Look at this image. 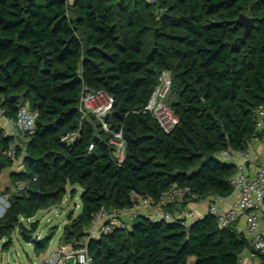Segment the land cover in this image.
Segmentation results:
<instances>
[{
    "label": "trees",
    "instance_id": "16d2710c",
    "mask_svg": "<svg viewBox=\"0 0 264 264\" xmlns=\"http://www.w3.org/2000/svg\"><path fill=\"white\" fill-rule=\"evenodd\" d=\"M241 14L253 20L245 40ZM164 70L172 73L167 102L179 119L170 133L144 111ZM84 87L114 99L107 120L123 130L121 165L110 135L79 111ZM24 104L38 118L17 155L22 169L12 174L13 186L26 187L0 189L12 191L0 217L6 250L17 228L37 231L38 221L27 227L23 218L60 206L76 186L82 209L69 217L60 244L87 246L90 264H189L190 257L194 264H240L252 247L210 214L189 226L140 216L99 236L88 229L102 207L133 206L132 190L154 201L174 183L202 199L232 195L237 167L221 153L244 150L262 134L264 0H0V112L14 120ZM12 139L0 125V187L17 160L6 155ZM49 242L36 238V251Z\"/></svg>",
    "mask_w": 264,
    "mask_h": 264
},
{
    "label": "built area",
    "instance_id": "2783aa9c",
    "mask_svg": "<svg viewBox=\"0 0 264 264\" xmlns=\"http://www.w3.org/2000/svg\"><path fill=\"white\" fill-rule=\"evenodd\" d=\"M172 78L171 71L164 70L162 72L160 83L144 108V111L150 112L157 119L163 130L168 133L179 122L177 115L167 102V97L172 87ZM113 104V97L106 92H96L84 87L79 111L83 117L93 115L101 124L104 133L110 135L108 142L113 147L114 160L117 165H121L127 155V145L124 140L123 130L113 128L107 120ZM257 116V129L262 133L258 138L263 144L261 153L259 155L255 153L252 143L248 148L234 154L221 153L224 159L231 160L237 167L236 173L230 180L233 186L232 195L237 194V200L232 207L221 209L218 206V200L227 197L210 195L202 199L190 186L179 183H174L161 192L156 201L132 190L130 195L134 201L133 206L121 209L102 207L94 215L93 223L90 226L92 230H88L89 237L109 233L117 228L125 229L140 216L152 221L178 222L184 226H189L196 220L194 211L188 210L185 213H178L170 207L185 201L188 203L208 201L209 209L207 215L210 214L215 217L222 228L237 227L239 219L241 217L246 218L250 244L261 255V264H264V227L262 226V221L264 220V107L257 109ZM37 118L38 111L33 110L28 104H24L19 108L17 117L14 120L6 118L0 112V122H4V124L0 125L3 126L5 135L13 137L6 151L8 157L14 160L17 159L19 149L24 146L29 135L35 131ZM77 136H79V133L68 137L66 142L71 143ZM97 137L102 139L101 134H98ZM93 148L94 144H91L90 150ZM237 158L240 161H237ZM26 185L27 182L18 181L12 191H21ZM12 191L6 192L0 197V212L2 214L9 206ZM27 220L32 221V219ZM71 260L73 264H90L92 257L87 246L78 250L65 246L43 259L41 264L69 263Z\"/></svg>",
    "mask_w": 264,
    "mask_h": 264
},
{
    "label": "rangeland",
    "instance_id": "374dc122",
    "mask_svg": "<svg viewBox=\"0 0 264 264\" xmlns=\"http://www.w3.org/2000/svg\"><path fill=\"white\" fill-rule=\"evenodd\" d=\"M75 188L76 193L74 196H71L73 188H68V194L64 197V200L67 197V201L62 206L51 207L38 211V213L33 217L32 221H38L39 227L35 233L31 234L32 237L30 242L24 238L20 228H17L13 233L11 238L12 246L9 250L4 248V246L7 244V240L0 241V264H41L43 257L51 256L52 253L59 248V245L61 247L60 249L65 247L60 244L64 226L69 222V217L71 214H74V217H76L82 209L81 194L83 190L80 186H76ZM5 193V191L1 192L0 197ZM1 214L2 213L0 212V217L3 215ZM22 221L27 227H30L32 222L25 218H23ZM53 231H55V235L52 239H50L46 250L37 252L35 249L34 240L36 238L41 239L48 237V235ZM60 264L68 263L62 262Z\"/></svg>",
    "mask_w": 264,
    "mask_h": 264
},
{
    "label": "crops",
    "instance_id": "0c3cea01",
    "mask_svg": "<svg viewBox=\"0 0 264 264\" xmlns=\"http://www.w3.org/2000/svg\"><path fill=\"white\" fill-rule=\"evenodd\" d=\"M0 124H4V122L2 121V122H0ZM252 145H253V148L255 149V153H257V155H259L263 149V144L257 138V139L253 140ZM237 161H240V159L237 158ZM20 169H22V159L18 158L15 161L14 166L12 168H8V169H5L3 171L2 176H1V187H0L1 190L5 189L7 187H10V188L12 187V190L14 189V186L12 184V174H13V171L20 170ZM4 175H5V177H4ZM70 188H73V187H70ZM66 199H67V197H66ZM66 199L63 201V203L60 206H62L63 204L66 203V201H67ZM236 200H237V194H234V195L229 196L227 198H222V199L218 200L217 204L221 209H226V208L228 209V208L233 206V204L236 202ZM170 208L172 210H174L175 212H178V213H185L188 210H193L195 215H196V219H200V218L207 216L208 209H209V202L208 201H201L199 203H188L187 201H185L181 204L180 203L174 204ZM262 226L264 227V220L262 221ZM236 228L238 229V231L244 233L245 236L248 238V240L250 239V235L247 233L246 218L245 217H241L239 219ZM88 230H92V228L90 227ZM60 248L61 247L59 245L58 249H60ZM56 251H54V252H56ZM46 257L47 256H44L43 259H45ZM194 263H195V258L190 257L189 258V264H194ZM68 264H73V262H69ZM240 264H261V255L257 251H255V249L253 247L247 248L241 255Z\"/></svg>",
    "mask_w": 264,
    "mask_h": 264
},
{
    "label": "water",
    "instance_id": "95a60500",
    "mask_svg": "<svg viewBox=\"0 0 264 264\" xmlns=\"http://www.w3.org/2000/svg\"><path fill=\"white\" fill-rule=\"evenodd\" d=\"M237 22L240 23L242 26L245 27L244 35H243V37H242V40H245L246 37H247V35H248V33H249L250 30H251V26H252V24H253V20H252V18L249 17L248 15H246V14H241V15L239 16ZM236 44H237V43H235L234 45H236ZM70 216H71V215H70ZM199 220H201V219H196V220L193 221L191 224H194L195 222H197V221H199ZM54 235H55V231H53L52 233H50V234L48 235L47 238L50 240V239L53 238ZM23 236H24V238H25L28 242L31 241V240H30L31 237H32L31 234H27V233L24 232V233H23ZM70 262H72V260H71Z\"/></svg>",
    "mask_w": 264,
    "mask_h": 264
}]
</instances>
